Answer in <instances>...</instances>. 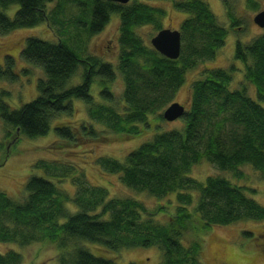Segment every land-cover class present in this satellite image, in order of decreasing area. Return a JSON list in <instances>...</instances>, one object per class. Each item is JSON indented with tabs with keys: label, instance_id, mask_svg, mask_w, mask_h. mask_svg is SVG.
I'll return each mask as SVG.
<instances>
[{
	"label": "trees",
	"instance_id": "obj_1",
	"mask_svg": "<svg viewBox=\"0 0 264 264\" xmlns=\"http://www.w3.org/2000/svg\"><path fill=\"white\" fill-rule=\"evenodd\" d=\"M154 1L171 2L173 8L188 15L179 33L181 44L189 40V51L180 50L176 60L166 59L144 46L134 32L135 28L148 24L160 31L165 11L159 7L139 0L128 1V4L92 0L90 20H73L75 26H86V32L94 35L104 28L112 14L120 18L117 69L124 83L122 115L105 104L96 105L90 94L94 78H98L99 96L106 102L112 101L109 86L115 74L109 63L93 57L82 59L61 40L50 43L29 37L25 39L20 58L40 69L44 79L37 81L35 99L19 109L0 103L2 122L27 139L44 137L52 119L72 113L74 101L90 106L91 119L119 135H139L137 125L149 127L150 115H156L155 122L163 121L160 111L182 85L186 69L200 60L213 59L223 46L227 31L217 25L215 16L201 0ZM53 2H56L55 8L48 12L46 6ZM12 6L17 8L13 18H9L4 11ZM62 7L63 0H0V35L42 24L56 33L53 23L54 20L58 23L56 16L62 12ZM227 9L226 12L230 10ZM228 14L234 27L238 22ZM234 60L243 66L244 80L255 87L256 100L248 97L244 89L230 90L233 67L228 71L205 69L203 78L192 84L189 109L184 108V115L178 118L183 123L182 129L156 132L151 140L129 152L121 162L111 158L99 161L106 172L117 174L121 182L134 191L156 198L175 194L177 210L165 225L143 219L147 210L142 203L131 198H109L103 187L89 185L82 174L73 182L76 190L71 197L60 192L47 176H33L24 186L27 196L22 204L0 193V243L24 247L40 238L48 239L60 252L61 264H116L119 250L149 247L159 249L160 264H199V238L183 244L185 232L193 226L204 233L211 226L264 220V208L246 196L245 188L222 177L209 176L202 184L188 176L191 167L200 161L237 178L242 177L238 170L242 166L264 175V108L261 106L264 102V32L247 44L236 41ZM80 66L84 68L81 83L68 88V81ZM0 79L10 82L16 79L14 62L9 56L4 66H0ZM72 130L81 136H76ZM72 130L57 126L54 133L58 140L71 144L79 137L107 139L105 135L97 136L91 125L81 124ZM41 168L47 173L49 166L45 164ZM79 169L70 166L61 179L74 171L78 173ZM193 191L198 193L194 208L197 225L186 210L192 204ZM68 202L75 205L77 212L71 214L65 209ZM244 234L250 236L247 232ZM69 242L72 246L68 249ZM21 261V256L15 252L0 254V264H20Z\"/></svg>",
	"mask_w": 264,
	"mask_h": 264
},
{
	"label": "rangeland",
	"instance_id": "obj_2",
	"mask_svg": "<svg viewBox=\"0 0 264 264\" xmlns=\"http://www.w3.org/2000/svg\"><path fill=\"white\" fill-rule=\"evenodd\" d=\"M91 1L63 0L62 12L60 11L56 16L58 23L57 20H54L55 23H53V27L57 29L56 33L53 32L54 34L45 24H42L0 35V66H4L6 56L11 57L16 75V79L11 82L0 79V103L7 104L10 109H19L37 96L36 84L38 80L44 79L43 73L40 69L26 64L20 58L25 39L33 37L50 43H57L58 40H61L76 51L82 59L93 57L101 62L109 63L115 74V79L109 86L112 101L106 102L99 96L98 78H94L90 94L96 105L105 104L117 114H123L124 83L117 69L120 54V18L118 15L112 14L99 33L89 35L86 32V26L84 28L81 27V24H79L81 26H75L74 22L77 19L82 22L90 20ZM201 1L215 16L217 25L226 29V38L213 59L200 60L194 67L186 69L182 85L170 101L162 107L160 114L172 103L182 105L187 111L190 105L192 84L203 78L205 69L219 68L228 71L230 66L233 67L235 71L231 73L230 90L244 89L248 97L256 100L255 87L244 80L243 66L234 60V48L236 41L247 44L263 34L264 29L256 26L253 18L264 9V0H251L250 4L247 0ZM131 2L133 0H129L128 3ZM139 2L159 7L165 11V16L160 22L162 29L179 31L182 21L188 17L187 14L173 8L171 2L168 1L139 0ZM55 5L56 2L48 4L46 10L51 11ZM16 8V6L8 8L4 11L5 15L13 18ZM227 8L230 10L226 12ZM228 12L238 22L234 27L231 26ZM134 32L144 46L153 49L150 40L158 32L156 26L152 24L140 26L135 28ZM188 51L189 40H186L181 44V52L188 53ZM83 71L84 68L80 66L74 77L68 81V88L81 83ZM261 106L264 108V102L261 103ZM73 107L70 115H60L52 119L49 132L44 137L35 139L23 137L10 126L5 125L0 118V193H3L12 202L22 204L26 200L27 193L24 186L29 178L47 176L60 192L71 197L74 196L76 190L73 182L82 174L89 185L103 187L109 198H131L142 203L147 210L143 219H151L155 225H165L169 217L175 215L177 210L178 203L175 194L156 198L145 192L134 191L126 187L117 174L106 172L100 166L99 161L102 158L123 161L129 152L151 140L156 132L182 129L183 123L180 119L172 122L165 120L155 122L156 115H150L148 118L149 127L144 128L142 125H137L140 134L127 136L126 134L119 135L107 128L105 124L91 119L88 115L90 106L80 101H74ZM81 124L93 126L97 131V136L105 135L107 139L94 140L79 137L76 143L71 144L56 138L55 127L65 126L72 130ZM72 131L76 136H81L77 131ZM45 164L49 166L47 173L41 168V165ZM70 166L80 167L78 173L74 171L70 176L67 175L61 179ZM238 170L242 174L241 178H237L229 172L218 171L208 162L200 161L191 167L188 176L202 184L209 176L225 178L232 184L245 188L246 196L264 208V175L249 166H242ZM191 196L192 204L186 210L192 214L194 224L197 225L199 221L194 208L198 193L193 191ZM64 207L71 214L77 212L72 202L66 203ZM245 232L250 236L245 235ZM197 237L201 244L199 264H264V220H244L228 226H211L204 233H200L193 226L192 229L185 232L183 244L191 243L197 240ZM71 246L72 243L69 242L66 248L69 249ZM86 247L89 249L90 245ZM10 251L21 256L20 264H61L59 262L60 252L55 244L48 239L40 238L38 242L24 247L16 243H0V254ZM103 257L106 256L103 255ZM115 259L116 264H160L161 254L157 247L129 248L119 250Z\"/></svg>",
	"mask_w": 264,
	"mask_h": 264
},
{
	"label": "water",
	"instance_id": "obj_3",
	"mask_svg": "<svg viewBox=\"0 0 264 264\" xmlns=\"http://www.w3.org/2000/svg\"><path fill=\"white\" fill-rule=\"evenodd\" d=\"M113 3L126 4L129 0H108ZM253 22L256 26L264 29V9L258 12ZM150 44L158 54L169 60H176L180 55L181 40L177 30L161 29L150 40ZM184 107L178 103H172L164 112L162 117L167 122H172L184 115Z\"/></svg>",
	"mask_w": 264,
	"mask_h": 264
}]
</instances>
